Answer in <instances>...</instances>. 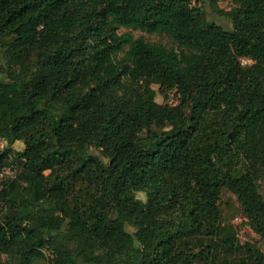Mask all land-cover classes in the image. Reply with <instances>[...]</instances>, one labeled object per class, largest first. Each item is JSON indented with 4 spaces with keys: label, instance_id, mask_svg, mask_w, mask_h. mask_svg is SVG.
I'll return each mask as SVG.
<instances>
[{
    "label": "trees",
    "instance_id": "trees-1",
    "mask_svg": "<svg viewBox=\"0 0 264 264\" xmlns=\"http://www.w3.org/2000/svg\"><path fill=\"white\" fill-rule=\"evenodd\" d=\"M228 1L0 0V264H264L221 209L264 242V0Z\"/></svg>",
    "mask_w": 264,
    "mask_h": 264
},
{
    "label": "rangeland",
    "instance_id": "rangeland-1",
    "mask_svg": "<svg viewBox=\"0 0 264 264\" xmlns=\"http://www.w3.org/2000/svg\"><path fill=\"white\" fill-rule=\"evenodd\" d=\"M194 5H196L197 7H201L206 12L208 20L222 25L226 28H232V20L225 14L234 7V4L232 2H219L217 5H214L211 0H194ZM127 32L133 34L135 38L143 37L149 42L162 44L167 46L168 48L176 46L172 39L164 34L151 35L130 28L120 29L121 34ZM242 62L244 65L251 63V61H248L246 59L242 60ZM154 88L158 92L157 101L159 103H169L172 105L178 103V95L175 92H172L168 99H164L159 86L155 85ZM0 144L3 147L4 142L0 141ZM14 148L17 150H22L24 148V143L17 142L14 145ZM97 154H99V152H97ZM261 191L264 196V180L261 181ZM138 195L139 197L145 199L144 194L140 193ZM221 209L224 215L225 222L233 224L238 229V237L242 243L257 244L259 247H261L262 250H264V242L260 241V237L256 233H254L250 227L244 225V223H246V219L241 212L240 204L238 203L236 196L226 189H224L221 198ZM234 258V255H223L220 258V262L218 261V264H232ZM35 264L48 263L45 260H38Z\"/></svg>",
    "mask_w": 264,
    "mask_h": 264
},
{
    "label": "built area",
    "instance_id": "built-area-1",
    "mask_svg": "<svg viewBox=\"0 0 264 264\" xmlns=\"http://www.w3.org/2000/svg\"><path fill=\"white\" fill-rule=\"evenodd\" d=\"M16 176V170L12 169V167L6 168L3 170V172L0 175V178H14ZM51 252L47 251V256L52 257Z\"/></svg>",
    "mask_w": 264,
    "mask_h": 264
}]
</instances>
